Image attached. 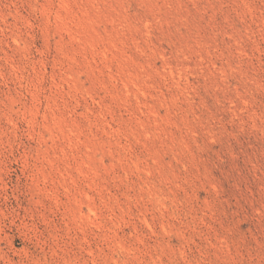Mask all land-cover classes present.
<instances>
[{
    "label": "rangeland",
    "instance_id": "1",
    "mask_svg": "<svg viewBox=\"0 0 264 264\" xmlns=\"http://www.w3.org/2000/svg\"><path fill=\"white\" fill-rule=\"evenodd\" d=\"M0 264H264V0H0Z\"/></svg>",
    "mask_w": 264,
    "mask_h": 264
}]
</instances>
